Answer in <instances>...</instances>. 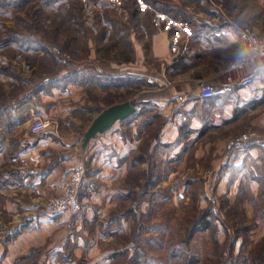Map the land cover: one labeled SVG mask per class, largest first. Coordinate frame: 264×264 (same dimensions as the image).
Wrapping results in <instances>:
<instances>
[{
	"label": "rangeland",
	"instance_id": "obj_1",
	"mask_svg": "<svg viewBox=\"0 0 264 264\" xmlns=\"http://www.w3.org/2000/svg\"><path fill=\"white\" fill-rule=\"evenodd\" d=\"M170 1L0 0V45L8 40H12L13 45L14 38L20 36L28 43L37 38L50 47L43 54L28 50L17 54L13 48H0V73L7 75L6 78L0 76V106L5 103L6 94L25 86L15 78L17 68L12 60H22L24 71H34L33 81L49 75L43 73L47 63L55 70L79 60H86L88 67L112 61L119 67L140 72L147 71L149 63L156 66L148 53L134 55L132 40L140 41L145 50L148 49V36L156 30V17L162 7L172 9ZM194 1L195 12L210 11L207 13L221 17L216 18L215 23L226 22L225 17L237 22L242 14L246 24L264 20V4L259 0ZM202 24L205 23L198 25ZM243 27L252 29L248 25ZM91 48L97 51L90 52ZM36 62H41V70L31 69ZM168 70L169 67L165 69L166 76ZM157 74L156 81H163ZM203 83L207 81L197 84L200 93ZM139 88L142 84L135 87ZM128 95L120 94L118 103L111 106L128 101ZM184 100L177 96L173 102L179 106ZM135 106L134 120L139 121L135 136L141 141L133 157L134 170L120 183L129 190V195L120 194L116 197L118 203L110 211L97 213V221L78 229L77 234L86 245L78 255L68 243L47 240L15 257L13 264H264V145H252L257 146L252 154L250 146L230 159L228 142L247 132L237 133L235 125L200 133L188 140L184 144L188 149L185 158L173 152L168 147L170 143L161 142L162 146H167L165 180L153 179L156 174L152 160L156 154L154 142L159 139L162 126L186 120V115L172 104L169 115L153 114L149 118L153 125L143 129V109ZM112 107L86 116V123L96 127L86 132L84 138L110 128L112 122L107 121L104 113ZM44 119L50 125L58 122L59 117L47 115ZM228 127L232 129L229 137ZM247 133L264 136V130ZM165 139L173 142L174 132H167ZM144 161L148 165L143 168ZM78 167L85 169L80 183V208L75 213L64 212L74 219L80 217L83 208L80 196L87 174L84 161L74 165L61 192ZM4 186L5 181L0 177V190ZM5 199L0 196V246L3 247L12 243L21 231L31 230L35 226L31 222L33 217L48 215L44 211L45 203L39 213L16 215L3 208ZM14 217L21 220L17 223ZM59 248H65L68 253L62 261ZM47 252L54 253L55 260L44 261Z\"/></svg>",
	"mask_w": 264,
	"mask_h": 264
},
{
	"label": "crops",
	"instance_id": "obj_2",
	"mask_svg": "<svg viewBox=\"0 0 264 264\" xmlns=\"http://www.w3.org/2000/svg\"><path fill=\"white\" fill-rule=\"evenodd\" d=\"M259 1L264 4V0ZM169 3L172 9L164 6L156 17L157 26L148 36V49L145 50L140 41L132 40L134 55L146 52L157 64L153 67L149 63L147 71L122 68L112 61L88 67L86 60H79L56 70L47 63L43 73L49 75L33 81L34 71H24L22 60L10 61L17 68L15 78L25 86L15 89L13 94H6L5 103L0 106V177L5 181L0 196L6 197L3 208L16 215L39 213L49 197L63 191L75 164L84 161L87 174L81 188L80 217L74 219L63 213L28 218L35 226L21 231L12 243L0 246V264H13L15 257L47 240L68 243L78 255L86 248L82 236L77 234L78 229L97 221V213L110 211L118 203L117 196L129 195V190L120 183L134 170L133 157L141 141L135 136L139 121L135 122L134 113L113 121L109 129L84 138L86 132L96 127L86 123V116L112 107L118 103L120 94L128 93L126 100L143 109V129L151 124L149 118L153 114L169 115L172 104L186 115V120L162 126L159 139L154 142L156 154L152 160L156 174L153 179L165 180L167 146H162L161 142L170 143L168 147L184 157L188 154L184 144L200 133L216 132L227 125L238 126L237 133L264 130V82L248 85L242 72L227 70V54L215 52V48L227 40L226 26L236 21L224 16L226 22L215 23L216 18L221 17L207 13L210 11L195 12L194 0H171ZM201 22L205 24L199 26ZM245 25L257 34L264 33V20ZM11 43L12 40H8L0 48H13L17 54L25 50L43 54L50 48L37 38L28 43L25 38L16 36L14 44ZM96 51L90 49V52ZM40 63L36 62L31 69L41 70ZM156 74L163 81L157 82ZM0 76L6 78L7 75L0 73ZM203 80L217 90L211 95H202L197 84ZM140 84L142 88L135 89ZM248 87L255 90L248 92L245 89ZM158 91L160 93H156ZM177 96L185 98L179 106L173 102ZM47 115L59 117L58 122L47 125L39 133H32L29 129L31 119L35 116L44 119ZM230 127L226 129L230 133L228 137L232 135ZM167 132H174L173 142L165 139ZM254 150L257 146L249 149L251 154ZM147 165L146 161L141 164L143 168ZM14 219L17 223L21 220ZM57 251L63 254H60L61 261L68 254L65 248ZM49 253L44 258L47 263L55 260L54 253H50L52 256Z\"/></svg>",
	"mask_w": 264,
	"mask_h": 264
},
{
	"label": "built area",
	"instance_id": "obj_3",
	"mask_svg": "<svg viewBox=\"0 0 264 264\" xmlns=\"http://www.w3.org/2000/svg\"><path fill=\"white\" fill-rule=\"evenodd\" d=\"M258 35L249 27H243L241 30L242 37H248L250 35ZM264 37V34L258 35ZM228 71H231L227 67ZM202 95H211L217 90L212 84L203 83L200 86ZM47 126V121L39 116H35L31 119L29 129L32 133H39ZM264 145V136H259L254 133H246L238 138L231 139L228 142L229 155L228 157L235 158L237 154L252 145ZM85 169L78 167L70 178L65 191L60 195H56L47 199L44 205V211L48 215H57L66 211L75 213L79 211V192L80 183L83 179Z\"/></svg>",
	"mask_w": 264,
	"mask_h": 264
},
{
	"label": "clouds",
	"instance_id": "obj_4",
	"mask_svg": "<svg viewBox=\"0 0 264 264\" xmlns=\"http://www.w3.org/2000/svg\"><path fill=\"white\" fill-rule=\"evenodd\" d=\"M244 24L245 16L242 14L235 24L226 26L227 40L219 44L215 52L226 53L228 68L233 72H242L247 84L251 85L264 82V37L255 34L242 37L240 32ZM245 89L248 92L255 90L251 87Z\"/></svg>",
	"mask_w": 264,
	"mask_h": 264
},
{
	"label": "water",
	"instance_id": "obj_5",
	"mask_svg": "<svg viewBox=\"0 0 264 264\" xmlns=\"http://www.w3.org/2000/svg\"><path fill=\"white\" fill-rule=\"evenodd\" d=\"M136 106L130 101H125L124 103L118 104L107 112L104 113V117L109 122H113L118 119H124L128 115L132 114L135 111Z\"/></svg>",
	"mask_w": 264,
	"mask_h": 264
},
{
	"label": "trees",
	"instance_id": "obj_6",
	"mask_svg": "<svg viewBox=\"0 0 264 264\" xmlns=\"http://www.w3.org/2000/svg\"><path fill=\"white\" fill-rule=\"evenodd\" d=\"M204 222H205V224L204 225H206L207 223H206V220H204Z\"/></svg>",
	"mask_w": 264,
	"mask_h": 264
}]
</instances>
